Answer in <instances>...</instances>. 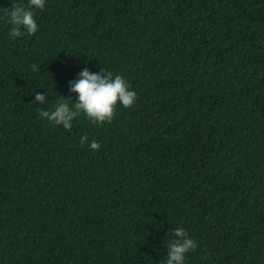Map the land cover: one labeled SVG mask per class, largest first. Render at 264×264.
<instances>
[{"label": "trees", "instance_id": "16d2710c", "mask_svg": "<svg viewBox=\"0 0 264 264\" xmlns=\"http://www.w3.org/2000/svg\"><path fill=\"white\" fill-rule=\"evenodd\" d=\"M33 15L16 38L0 19V264H166L177 227L196 242L184 264H264V0ZM85 69L124 77L135 103L69 129L40 116L74 108Z\"/></svg>", "mask_w": 264, "mask_h": 264}, {"label": "clouds", "instance_id": "9594fccd", "mask_svg": "<svg viewBox=\"0 0 264 264\" xmlns=\"http://www.w3.org/2000/svg\"><path fill=\"white\" fill-rule=\"evenodd\" d=\"M47 0H28V6L13 4L11 9L0 7V19L9 25L8 34L16 38L27 33L32 35L38 31V24L33 15L34 9L43 10ZM36 70V66H33ZM71 90L77 94L74 108L61 99L50 114L40 111V116L65 129L72 126L73 120L83 113L92 123L103 124L112 119L114 108L119 102L123 107H130L135 103L136 93L131 90L127 80L120 75H113L103 69L99 73L85 69L80 73V78L75 81ZM36 100L43 101L44 96L38 94ZM81 145L88 143V147L97 150L100 144L95 140L88 141L87 134L80 137ZM175 241L169 246L166 264H184L185 255L196 247V242L188 238L181 227L175 229Z\"/></svg>", "mask_w": 264, "mask_h": 264}]
</instances>
